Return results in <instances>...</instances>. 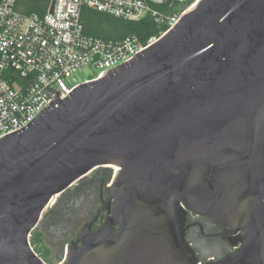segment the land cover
Here are the masks:
<instances>
[{
	"label": "water",
	"instance_id": "obj_1",
	"mask_svg": "<svg viewBox=\"0 0 264 264\" xmlns=\"http://www.w3.org/2000/svg\"><path fill=\"white\" fill-rule=\"evenodd\" d=\"M108 165L101 225L60 264H199L188 212L233 246L201 264H264V0H197L129 62L0 137V264H46L30 245L42 211Z\"/></svg>",
	"mask_w": 264,
	"mask_h": 264
},
{
	"label": "built area",
	"instance_id": "obj_2",
	"mask_svg": "<svg viewBox=\"0 0 264 264\" xmlns=\"http://www.w3.org/2000/svg\"><path fill=\"white\" fill-rule=\"evenodd\" d=\"M196 2L0 0V137L24 128L57 96L63 98L81 83L129 62ZM84 6L125 21L148 16L159 35L146 43L133 33L119 38L92 36L82 23ZM34 7L38 10H30Z\"/></svg>",
	"mask_w": 264,
	"mask_h": 264
},
{
	"label": "flooded vegetation",
	"instance_id": "obj_3",
	"mask_svg": "<svg viewBox=\"0 0 264 264\" xmlns=\"http://www.w3.org/2000/svg\"><path fill=\"white\" fill-rule=\"evenodd\" d=\"M116 171L113 165L93 169L57 194L42 211L30 240L46 264H60L68 246H80L77 239L85 226L93 231L99 229L102 209L111 196L110 180ZM187 226L186 239L201 263L233 249L231 242L220 236L218 227L208 219L188 212Z\"/></svg>",
	"mask_w": 264,
	"mask_h": 264
},
{
	"label": "trees",
	"instance_id": "obj_4",
	"mask_svg": "<svg viewBox=\"0 0 264 264\" xmlns=\"http://www.w3.org/2000/svg\"><path fill=\"white\" fill-rule=\"evenodd\" d=\"M31 9L38 10L35 7ZM81 19L86 33L103 38H119L133 33L146 43L150 37L157 36L160 32V29L148 16L140 21H125L88 6L82 8Z\"/></svg>",
	"mask_w": 264,
	"mask_h": 264
},
{
	"label": "rangeland",
	"instance_id": "obj_5",
	"mask_svg": "<svg viewBox=\"0 0 264 264\" xmlns=\"http://www.w3.org/2000/svg\"><path fill=\"white\" fill-rule=\"evenodd\" d=\"M31 241V240H30ZM34 242V241H33ZM31 245H32V247H34V249L35 250H37V248L35 247V244H33L32 242H31Z\"/></svg>",
	"mask_w": 264,
	"mask_h": 264
}]
</instances>
